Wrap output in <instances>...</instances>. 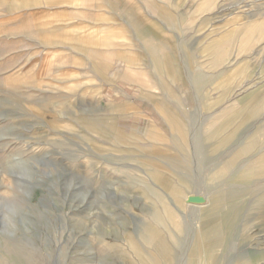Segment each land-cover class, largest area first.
Listing matches in <instances>:
<instances>
[{"label":"rangeland","instance_id":"obj_1","mask_svg":"<svg viewBox=\"0 0 264 264\" xmlns=\"http://www.w3.org/2000/svg\"><path fill=\"white\" fill-rule=\"evenodd\" d=\"M16 1L0 264H264V0Z\"/></svg>","mask_w":264,"mask_h":264},{"label":"crops","instance_id":"obj_2","mask_svg":"<svg viewBox=\"0 0 264 264\" xmlns=\"http://www.w3.org/2000/svg\"><path fill=\"white\" fill-rule=\"evenodd\" d=\"M1 2L5 3L7 0H0ZM9 3H5L8 9V12L5 14V17L3 20H1V24L4 26L2 30V34L5 32V34L11 35V38L5 40L6 44H10L11 48L15 51H19L21 49H27V57H31L33 55V50L38 48L40 45L49 46L47 39L45 37H40L39 40H35L33 38V35H29V37H26L24 34H22V26L20 22V16L22 14V6L16 1V0H8ZM7 1V2H8ZM46 0H35V3L33 6H27L32 8L40 7L42 8L46 3ZM29 8V9H32ZM27 9V12L28 10ZM31 12V10H30ZM31 14V13H30ZM37 30V29H36ZM41 30V29H40ZM40 41V42H39ZM39 43V44H38ZM21 51L18 53L15 52V54H21Z\"/></svg>","mask_w":264,"mask_h":264},{"label":"bare ground","instance_id":"obj_3","mask_svg":"<svg viewBox=\"0 0 264 264\" xmlns=\"http://www.w3.org/2000/svg\"><path fill=\"white\" fill-rule=\"evenodd\" d=\"M156 65H158V67H159V65H160V63H157ZM162 67V66H161ZM158 70V72H161L162 74H163V72H164V69H161L160 67L157 69ZM174 132V131H173ZM179 193H180V197L182 198V197H185L186 198V194H184V192L182 191V190H180L179 191ZM190 201H198V200H200V198L199 199H197L196 198V200H194V198H191V197H189L188 198ZM183 203L181 202V203H179V206L181 207V205H182ZM166 213H167V216H168V218H169V220L170 221H173V225L175 226V228H177V226H176V222L174 221V219H175V215H174V213H173V211L172 210H170L169 208H166V211H165ZM157 219L163 224V225H165V224H167V221H166V219H165V217L163 216V215H160V216H158L157 217ZM151 239V238H150Z\"/></svg>","mask_w":264,"mask_h":264}]
</instances>
